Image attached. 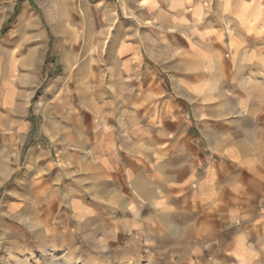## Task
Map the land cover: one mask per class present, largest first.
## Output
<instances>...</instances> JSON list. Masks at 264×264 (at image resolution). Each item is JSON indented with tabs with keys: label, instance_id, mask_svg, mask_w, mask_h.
<instances>
[{
	"label": "clouds",
	"instance_id": "1",
	"mask_svg": "<svg viewBox=\"0 0 264 264\" xmlns=\"http://www.w3.org/2000/svg\"><path fill=\"white\" fill-rule=\"evenodd\" d=\"M0 264H264V0H0Z\"/></svg>",
	"mask_w": 264,
	"mask_h": 264
}]
</instances>
